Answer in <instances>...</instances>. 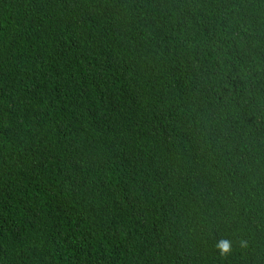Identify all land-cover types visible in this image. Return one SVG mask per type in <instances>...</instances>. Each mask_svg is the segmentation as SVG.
I'll return each instance as SVG.
<instances>
[{
	"label": "trees",
	"instance_id": "trees-1",
	"mask_svg": "<svg viewBox=\"0 0 264 264\" xmlns=\"http://www.w3.org/2000/svg\"><path fill=\"white\" fill-rule=\"evenodd\" d=\"M0 264H264V0H0Z\"/></svg>",
	"mask_w": 264,
	"mask_h": 264
},
{
	"label": "clouds",
	"instance_id": "clouds-1",
	"mask_svg": "<svg viewBox=\"0 0 264 264\" xmlns=\"http://www.w3.org/2000/svg\"><path fill=\"white\" fill-rule=\"evenodd\" d=\"M246 242H241V246H245ZM217 251L222 257H227L232 252V245L229 241H221L217 243Z\"/></svg>",
	"mask_w": 264,
	"mask_h": 264
}]
</instances>
